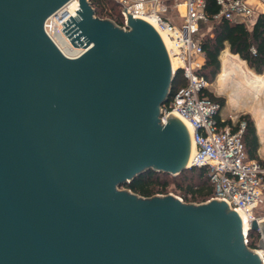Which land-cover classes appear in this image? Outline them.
Here are the masks:
<instances>
[{
  "label": "water",
  "instance_id": "95a60500",
  "mask_svg": "<svg viewBox=\"0 0 264 264\" xmlns=\"http://www.w3.org/2000/svg\"><path fill=\"white\" fill-rule=\"evenodd\" d=\"M69 1L0 0V264H263L225 201L119 189L189 168L186 126L161 121L169 55L147 20L79 0L61 30L86 51L66 57L45 23Z\"/></svg>",
  "mask_w": 264,
  "mask_h": 264
},
{
  "label": "built area",
  "instance_id": "2783aa9c",
  "mask_svg": "<svg viewBox=\"0 0 264 264\" xmlns=\"http://www.w3.org/2000/svg\"><path fill=\"white\" fill-rule=\"evenodd\" d=\"M71 1L49 17L45 31L66 57L75 59L84 54L86 49L75 47L61 30L64 27L62 23L71 17L68 15ZM117 1L123 8L125 25L122 28L126 29L129 16L152 17L169 40L167 52L177 63L173 76L181 70L186 84L180 86L161 106V121L166 123L171 113L178 115L191 127L194 151L189 168L206 167L209 170L215 191L213 200L225 201L232 210L245 213L251 222L261 220L255 217L254 211L264 203V165L248 158L243 141L244 123L235 131L232 126L222 125L224 118L220 117V121L217 119L219 105L205 96L210 84L198 74L205 61L199 34L201 22L208 21L204 12L205 0H185L180 26L167 17L172 0ZM217 2L221 11L215 16L216 19L224 17L248 23L255 20V11L248 0ZM262 258L264 264V251Z\"/></svg>",
  "mask_w": 264,
  "mask_h": 264
},
{
  "label": "trees",
  "instance_id": "16d2710c",
  "mask_svg": "<svg viewBox=\"0 0 264 264\" xmlns=\"http://www.w3.org/2000/svg\"><path fill=\"white\" fill-rule=\"evenodd\" d=\"M95 14L99 17H110L119 26H124V17L117 3L113 0H90ZM221 6L217 0H205L204 12L208 21L213 22L210 33L201 35L200 44L204 52L205 61L198 74L209 83H213L221 72L220 57L225 50L233 55H238L246 62L250 70L257 75L264 73V13L256 14L252 23L245 21H231L224 17L216 19ZM186 84L182 71L178 70L171 83L170 97L175 91ZM205 96L218 103L219 112L217 119L220 121L221 112L226 106V100L216 97L208 90ZM241 123L245 124L243 141L247 148L248 158L264 165V160L259 156L260 142L255 121L249 114H243L236 123L227 119L223 126H232L236 131ZM173 186L186 202L204 203L214 197V186L210 180V173L206 167H193L173 176L164 172L149 170L134 178L122 187L128 188L133 193L142 197H153L156 194H167L168 188ZM250 237L256 240L261 238L259 232L250 231ZM257 242V241H256ZM256 242H250L252 248H257Z\"/></svg>",
  "mask_w": 264,
  "mask_h": 264
},
{
  "label": "bare ground",
  "instance_id": "6f19581e",
  "mask_svg": "<svg viewBox=\"0 0 264 264\" xmlns=\"http://www.w3.org/2000/svg\"><path fill=\"white\" fill-rule=\"evenodd\" d=\"M79 0H72L70 3L69 8V16L77 17V10L79 9ZM185 6V5H184ZM143 19L150 22L159 32L161 35L166 49L169 47V40L165 33L161 31L156 23V21L152 17H143ZM60 38V37H59ZM169 55V54H168ZM170 63H171V69L172 72L177 68V63L175 60H173L170 56ZM234 60V61H232ZM236 77H240V80H236ZM235 81L236 87L232 89L229 93V104L233 107H241V102L244 100V98H247V102L249 101V97H252L253 99H258V106L253 105L252 111L255 114V117L258 122V129L263 134L264 132V74L263 75H257L253 73L247 66L246 62L240 59L238 55H233L230 52H227L222 57V71L217 77V87L220 92H227L229 91V86H232V83ZM231 84V85H229ZM233 87V86H232ZM230 87V88H232ZM245 101V100H244ZM253 101V100H252ZM255 103V102H254ZM245 104V108H247L249 105L248 103ZM250 104V103H249ZM248 105V106H247ZM235 108V109H236ZM250 109V108H249ZM175 117L179 118L182 123L186 126L189 136L191 138L192 129L188 125L186 121H184L182 118H180L178 115L173 114ZM260 133V134H261ZM263 136V135H262ZM194 151V144L191 140V150L190 155L187 164H190V160L192 157ZM240 221H241V228L242 233L244 236H247L248 231L251 226V221L249 220V217L241 212L236 211ZM264 219H261L263 221ZM256 254L262 258L263 257V251L258 250L256 251Z\"/></svg>",
  "mask_w": 264,
  "mask_h": 264
},
{
  "label": "rangeland",
  "instance_id": "374dc122",
  "mask_svg": "<svg viewBox=\"0 0 264 264\" xmlns=\"http://www.w3.org/2000/svg\"><path fill=\"white\" fill-rule=\"evenodd\" d=\"M113 1L118 4V6H119V8L121 10V14H122V10H123L122 6L118 3L117 0H113ZM248 1L252 5V7H253V9L255 11V14H259L261 12H264V0H248ZM184 2H185V0H176V1H173L172 0V1L169 2V11L167 12V17H168V19H170L172 21V23H174L177 26H180L182 24V14H184V12H185ZM96 17L101 18V19H108V20L112 21L115 25L119 26L110 17H107V16H105V17H99L98 15H96ZM119 27L122 28L123 26H119ZM212 27H213V22H210V21L201 22L199 34H201L203 36V35H206V34L210 33L211 30H212ZM227 52H229V50H225L222 53L221 57H220V60H221V71H222V57ZM232 61H234V60H232ZM246 66H247V64H246ZM237 79L240 80V77H236V80ZM216 82H217V78H216V80L213 83H209L210 85H209L208 91L210 93H212L214 96H216V97H222V98H224L226 100V106L222 110L221 116H223V118L225 120L230 119V120H232L233 123H236L241 115H243V114H249L252 117V119L256 122V117H255V114L252 111V108H253V105L256 106L257 103L259 104L258 99H256V98L253 99L252 97H249V99H248L249 101L247 102V100H246L247 98H244L245 101L242 100V102L243 103H246V104L248 103L249 106L247 105L248 106L247 108H245L246 106H245V104H242V102H241V107H237V108L236 107H233L232 105L229 104V93H230V91L232 89H234L236 87L235 81L232 83V86L233 87L232 86H229V88H228L229 91H227V92H220L218 90V87H217V83ZM229 85H231V84H229ZM230 87H232V88H230ZM258 104H257V106H258ZM119 189L121 191H130L126 187H120ZM134 194H136V193H134ZM157 195L158 194H156L155 196H157ZM162 195L163 196L172 195V196L176 197L177 199L181 200L184 204H188V205H195V204L196 205H199V204H202V203H191V202L184 201L183 198L181 197V193L177 192V190H175L173 186H170L168 188V193L167 194H162ZM254 215H255V217H257L259 219H264V203L262 205H260L254 211ZM246 240H247V244L245 245V247L249 251H252V250H257V251L258 250H262L261 247H260V245H261V238L258 239V240H256V237L255 236L250 237L249 235H247ZM250 242H256L257 245H258V247L257 248H252L249 245Z\"/></svg>",
  "mask_w": 264,
  "mask_h": 264
},
{
  "label": "crops",
  "instance_id": "0c3cea01",
  "mask_svg": "<svg viewBox=\"0 0 264 264\" xmlns=\"http://www.w3.org/2000/svg\"><path fill=\"white\" fill-rule=\"evenodd\" d=\"M264 13V12H263ZM223 118V116H221ZM256 128H257V134H258V137H259V142H260V148H259V156L262 160H264V132L263 134L259 131L258 129V122H257V119H256ZM261 133V134H260ZM263 135V136H262Z\"/></svg>",
  "mask_w": 264,
  "mask_h": 264
}]
</instances>
